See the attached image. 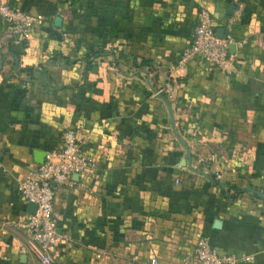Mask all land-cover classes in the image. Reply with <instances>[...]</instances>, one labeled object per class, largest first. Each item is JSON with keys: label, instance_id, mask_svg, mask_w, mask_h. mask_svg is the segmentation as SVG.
<instances>
[{"label": "crops", "instance_id": "obj_1", "mask_svg": "<svg viewBox=\"0 0 264 264\" xmlns=\"http://www.w3.org/2000/svg\"><path fill=\"white\" fill-rule=\"evenodd\" d=\"M4 1L43 20L0 19V264H38L17 185L67 128L87 165L55 189L57 264H180L199 236L264 264V0ZM201 3L225 69L175 65Z\"/></svg>", "mask_w": 264, "mask_h": 264}, {"label": "built area", "instance_id": "obj_2", "mask_svg": "<svg viewBox=\"0 0 264 264\" xmlns=\"http://www.w3.org/2000/svg\"><path fill=\"white\" fill-rule=\"evenodd\" d=\"M0 19L7 24L12 38L21 42L29 37L34 26L41 23L43 16L40 13H25L0 0ZM230 42L228 35L218 37L215 34L209 12L201 3L196 10L191 38L179 51L175 65L183 67L190 59L198 57L209 65L225 69L234 57L228 48ZM80 139L75 129H65L61 133L59 147L45 151L42 161L28 170L18 182L19 196L35 205L34 211L26 214L23 226L27 231L25 248L38 264H57L54 253L61 239L55 231L52 201L57 186L68 184L71 176L87 165L80 154ZM250 259L251 255L220 253L206 236H199L190 254L180 264H245ZM147 264L162 263L150 257Z\"/></svg>", "mask_w": 264, "mask_h": 264}, {"label": "water", "instance_id": "obj_3", "mask_svg": "<svg viewBox=\"0 0 264 264\" xmlns=\"http://www.w3.org/2000/svg\"><path fill=\"white\" fill-rule=\"evenodd\" d=\"M215 34L218 36V37H222V29H217L216 31H215ZM228 48H229V50L231 51V52H234L233 50V48H234V45L233 44H229L228 45ZM43 156H44V151H35L34 152V160H35V162H37V163H40L41 161H42V159H43ZM28 205H29V210H30V212H33L34 211V209H35V205L33 204V203H28Z\"/></svg>", "mask_w": 264, "mask_h": 264}, {"label": "rangeland", "instance_id": "obj_4", "mask_svg": "<svg viewBox=\"0 0 264 264\" xmlns=\"http://www.w3.org/2000/svg\"><path fill=\"white\" fill-rule=\"evenodd\" d=\"M71 4L74 6L75 5V0H71Z\"/></svg>", "mask_w": 264, "mask_h": 264}, {"label": "trees", "instance_id": "obj_5", "mask_svg": "<svg viewBox=\"0 0 264 264\" xmlns=\"http://www.w3.org/2000/svg\"><path fill=\"white\" fill-rule=\"evenodd\" d=\"M86 54H91V50L88 49L87 52H86Z\"/></svg>", "mask_w": 264, "mask_h": 264}]
</instances>
